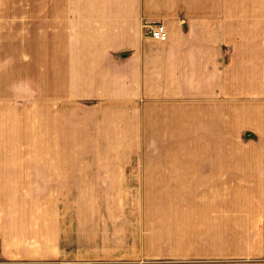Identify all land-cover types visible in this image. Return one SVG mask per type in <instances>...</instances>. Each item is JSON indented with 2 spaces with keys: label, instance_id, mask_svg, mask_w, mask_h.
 I'll use <instances>...</instances> for the list:
<instances>
[{
  "label": "crops",
  "instance_id": "obj_1",
  "mask_svg": "<svg viewBox=\"0 0 264 264\" xmlns=\"http://www.w3.org/2000/svg\"><path fill=\"white\" fill-rule=\"evenodd\" d=\"M26 1L47 19L46 96L167 148L78 160L55 151L54 106L8 118L32 136L0 137V264H264V0ZM25 62L40 96L34 56L0 71Z\"/></svg>",
  "mask_w": 264,
  "mask_h": 264
},
{
  "label": "rangeland",
  "instance_id": "obj_2",
  "mask_svg": "<svg viewBox=\"0 0 264 264\" xmlns=\"http://www.w3.org/2000/svg\"><path fill=\"white\" fill-rule=\"evenodd\" d=\"M18 5L22 6L17 8ZM5 7L7 8L8 16L0 18V47L1 43L4 44L0 49V54L6 55L8 58L22 55L25 61L34 56L39 60L38 68L40 71L39 76L37 75V83H39L40 96L26 97L25 95L26 92L30 96L32 94L31 82L29 81L31 78L26 70V68L29 70L30 67L26 66V62L23 66L12 64L1 67L0 117H2L4 123H0V137L23 136L30 138L32 136L31 123H27L26 120L20 123L7 122V119L10 118L12 120L13 115L23 113L28 108L30 109L32 105L38 107L41 114L46 107L50 106L51 108L54 106L56 112V138L61 143H66V145L62 146L57 145L56 153H70L73 155V159L89 160L93 159L89 156L96 154L166 152L167 147L159 144L160 140L158 138L156 140L153 139L154 133L157 132L151 130L145 132L143 129L140 131L123 128L118 130V125L112 121L111 113L102 110L101 107H96L95 102L85 99H65L59 96V93H61L59 91H56L57 97L55 99H49L46 96V81L42 80L50 52L47 47L48 41H50L46 32L47 19L32 18L30 1L25 0L23 3H19L16 0H0V9H5ZM33 45H37L39 49L37 50V46L33 47ZM19 68L22 69L20 79L17 77ZM27 78L28 80H26ZM21 80L23 83H21ZM17 86H20L19 93L24 94L25 97L20 99L15 97ZM23 86H29L30 91H27L26 88L23 90L21 88ZM11 93L13 94L11 95ZM16 100L21 102L16 104ZM52 102H54V105H52ZM16 125L23 130L19 131ZM112 125H116V127L113 128ZM7 126L10 127V134H7ZM146 133H151L152 136ZM40 148L41 152H45L42 151L44 149L42 146ZM188 149L191 150L190 148ZM186 150L187 147H185ZM75 164H87L89 166L100 163L73 161V165Z\"/></svg>",
  "mask_w": 264,
  "mask_h": 264
},
{
  "label": "built area",
  "instance_id": "obj_3",
  "mask_svg": "<svg viewBox=\"0 0 264 264\" xmlns=\"http://www.w3.org/2000/svg\"><path fill=\"white\" fill-rule=\"evenodd\" d=\"M145 29L149 33L152 39L160 42H165L167 40V32L165 30V26L162 23L146 24ZM67 264H75V263H67Z\"/></svg>",
  "mask_w": 264,
  "mask_h": 264
}]
</instances>
